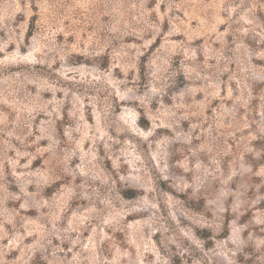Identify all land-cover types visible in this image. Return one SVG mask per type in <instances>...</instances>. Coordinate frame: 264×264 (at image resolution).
Returning a JSON list of instances; mask_svg holds the SVG:
<instances>
[{"label":"rangeland","instance_id":"1","mask_svg":"<svg viewBox=\"0 0 264 264\" xmlns=\"http://www.w3.org/2000/svg\"><path fill=\"white\" fill-rule=\"evenodd\" d=\"M0 264H264V0H0Z\"/></svg>","mask_w":264,"mask_h":264},{"label":"trees","instance_id":"2","mask_svg":"<svg viewBox=\"0 0 264 264\" xmlns=\"http://www.w3.org/2000/svg\"><path fill=\"white\" fill-rule=\"evenodd\" d=\"M123 196L126 198H133L139 194V191L134 188L124 189L122 190Z\"/></svg>","mask_w":264,"mask_h":264}]
</instances>
